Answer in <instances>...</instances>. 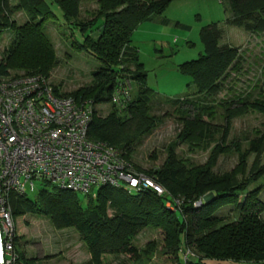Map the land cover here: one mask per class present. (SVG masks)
Here are the masks:
<instances>
[{"label": "trees", "instance_id": "obj_1", "mask_svg": "<svg viewBox=\"0 0 264 264\" xmlns=\"http://www.w3.org/2000/svg\"><path fill=\"white\" fill-rule=\"evenodd\" d=\"M81 1L51 0L61 11L63 24L71 29V34L74 30L81 34L82 41H73L72 46L90 53L100 64L91 71L90 86L66 93L52 85L54 92L76 101L91 100L95 106L111 104V110L103 117L94 112L88 138L120 150L125 161L163 188L164 194L158 195L151 189L128 192L102 186L95 197L85 196L83 206L77 193L44 183L34 199L27 195L10 198L13 219L44 216L57 230L73 228L89 255L86 264H105V256L120 255L138 262L142 254L133 240L145 228L162 232L164 250L178 258V262L182 249L192 250L194 257H185L182 264H264V203L258 199L261 187L250 189L264 177V165L260 164L264 133H257L245 150L237 143L226 144L235 118L248 112L264 116V81L256 100L238 95L224 104V125L220 129L205 121L215 119V107L209 103L224 90L229 72L239 70L241 57L238 48L220 44L223 35L217 23L201 28L203 53L178 68L191 78L194 96L163 101L174 108L183 129L177 141L167 146L162 165L145 170L132 154L160 119L152 115L153 92L146 85L147 76L137 48L132 45V35L140 24L163 14L172 0H97V9L89 19L80 16ZM218 1L228 7V26L250 34H264V0ZM18 12L27 18L21 25L13 18ZM52 18L55 15L45 0H17L16 5L0 0V37L12 32L0 59V79L19 72L50 77L58 59L44 25ZM128 81L136 86L134 96L129 95L130 99L121 105L112 104V98L128 86ZM217 135L220 137L216 138ZM177 142L186 144L191 151H210L208 161L196 165L180 158L175 153ZM231 149L238 155L237 166L230 172L214 173L218 158ZM251 155L255 159L248 168ZM151 156L156 159L155 154ZM208 194L212 196L203 201ZM178 199L181 201L177 202ZM228 205L238 212V219L219 226L223 218L215 213ZM17 239L15 235L13 264H34L35 258H27L25 252L16 249ZM152 245H147L144 255L149 254Z\"/></svg>", "mask_w": 264, "mask_h": 264}, {"label": "rangeland", "instance_id": "obj_2", "mask_svg": "<svg viewBox=\"0 0 264 264\" xmlns=\"http://www.w3.org/2000/svg\"><path fill=\"white\" fill-rule=\"evenodd\" d=\"M45 1L55 18L45 22L44 32L51 40L58 59L57 66L48 78L49 82L66 93L90 86L91 71L95 70L100 63L90 53L72 46L73 41L77 43L82 41L81 34L74 30L72 35L71 29L63 24L61 11L51 0ZM9 3L16 5L17 0H9ZM80 9L81 18L89 19L97 9V0H82ZM229 16L227 5L221 4L218 0H172L163 14L153 16L134 31L132 45L137 48L139 62L146 73V85L153 92L152 115L160 119L157 127L150 135L141 139L139 145L135 147V153L132 154L134 160L143 169L149 170L152 167L161 166L167 157V146L177 141L183 129L174 108L163 104V101L194 96L196 90L191 78L179 72L178 68L185 62L196 60L203 53V46L199 40L201 28L217 23L223 35L220 44L238 48L241 57L239 70L229 72L224 81V90L209 103L215 107V119L212 121L205 119V121L211 122L220 129L224 125L225 103L233 101L238 95H248L252 100L259 97L260 87L264 81V34H250L240 28L228 26L225 20ZM13 18L20 25L27 19L23 12L15 13ZM11 39L12 32L1 35L0 59ZM127 84L128 95L132 98L136 93V86L129 81ZM95 108L98 115L103 117L111 110V104L96 105ZM257 133H264V116L256 112H248L232 121L226 144L230 146L231 143H237L242 150H245L247 143ZM219 137L220 135L216 136V138ZM175 153L196 165L205 164L210 155V151H191L186 144L179 142H177ZM152 154H155L156 159L152 158ZM254 159V155L249 156L248 168ZM237 163L238 155L231 149L229 154H223L218 158L213 171L216 174L230 172ZM260 164L264 165V154L260 157ZM41 186L40 182H36L34 191L28 193L27 197L34 199ZM258 187H261L258 199L264 203V177L253 183L250 189ZM96 190L93 189L91 194ZM78 196L82 205L85 206V195L78 194ZM178 201L181 200L178 199ZM215 215L223 218L219 226L238 219V212L231 205L222 207ZM261 218L264 221V211ZM13 221L18 237L15 247L18 251L25 252L27 258H35L34 264H86L89 261L86 248L73 228L57 230L44 216L26 215L14 218ZM150 243H153V248L146 256L144 251ZM133 245L142 254L138 262L128 256L120 255L105 256L104 263L182 264L185 257L190 259L194 257L192 250L182 249L178 262V258L164 250L162 232L152 228L142 230L133 240ZM46 257L51 258L46 259ZM214 263L217 262L207 261V264ZM222 264L241 263L227 261Z\"/></svg>", "mask_w": 264, "mask_h": 264}, {"label": "built area", "instance_id": "obj_3", "mask_svg": "<svg viewBox=\"0 0 264 264\" xmlns=\"http://www.w3.org/2000/svg\"><path fill=\"white\" fill-rule=\"evenodd\" d=\"M128 99L127 86L112 103ZM95 111L91 100L56 95L42 76L10 74L0 79V264L15 260L10 198L33 192L36 182L92 197V190L102 186L164 194L120 150L88 138Z\"/></svg>", "mask_w": 264, "mask_h": 264}, {"label": "water", "instance_id": "obj_4", "mask_svg": "<svg viewBox=\"0 0 264 264\" xmlns=\"http://www.w3.org/2000/svg\"><path fill=\"white\" fill-rule=\"evenodd\" d=\"M212 196V194H208V195H205L202 199L203 201H207L210 197ZM201 202H198V204H200Z\"/></svg>", "mask_w": 264, "mask_h": 264}]
</instances>
